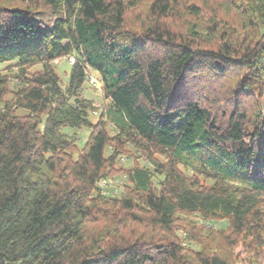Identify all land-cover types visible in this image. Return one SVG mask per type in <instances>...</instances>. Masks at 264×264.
<instances>
[{
	"label": "trees",
	"instance_id": "trees-1",
	"mask_svg": "<svg viewBox=\"0 0 264 264\" xmlns=\"http://www.w3.org/2000/svg\"><path fill=\"white\" fill-rule=\"evenodd\" d=\"M22 2L0 0V264H236L240 241L264 264V0ZM180 214L226 228L184 249Z\"/></svg>",
	"mask_w": 264,
	"mask_h": 264
},
{
	"label": "rangeland",
	"instance_id": "rangeland-1",
	"mask_svg": "<svg viewBox=\"0 0 264 264\" xmlns=\"http://www.w3.org/2000/svg\"><path fill=\"white\" fill-rule=\"evenodd\" d=\"M13 5L23 6L25 5L22 0H8ZM141 1L137 8L134 10H131V15L134 20L138 21L142 18L146 17V10L148 7V3L150 0H139ZM142 17V18H141ZM136 21L134 23H136ZM8 67V68H7ZM70 58L61 59L57 63L56 71L61 77L63 83L68 82L69 74H70ZM7 68V69H6ZM0 69L4 70L6 73H14L16 70L15 66H12L10 64H0ZM6 69V70H5ZM40 69V66H36L31 69L32 71ZM91 75L95 79L94 83L87 82L85 85L84 95L88 98H91L95 104L98 107H102L106 102L104 101L102 97L101 92V82L99 80V75L95 72H92ZM12 85L15 86V82L13 79ZM99 113H91L89 118L91 122L96 123L98 120ZM63 131L65 133H69L70 135H75L77 138V146L79 149H82L85 147V144L89 138L90 135V129L87 127H83L81 129L76 128H63ZM131 151H129L128 154H124L122 158H119L118 164L116 166V171L112 175V179H109L108 181H103L101 183V186L103 187V191L108 196H118L122 191V182L125 181V176L120 169H129L133 167L134 162L144 165L146 163L145 160L142 158H139V155L136 154V151H134L133 148H129ZM110 148H107L105 150V155L108 156L110 154ZM138 157V161L135 160V158ZM211 220H204L200 218L196 214H180L178 219H176V224L174 226V233L177 236L179 242L183 244L184 249L188 248V245L192 246L194 248H197L200 244L199 241L195 240L196 238H201L202 241H207L209 239L206 234L209 232L211 234L215 233L216 230L225 229L226 228V221H214L209 222ZM208 223H211L208 224ZM190 239H193L194 244H189ZM248 244L244 243L241 244V241L234 250V256L237 255L239 259H237L236 264H252L250 262V258L253 256V253L250 252V249L248 248ZM188 250V249H187ZM243 259V261L241 260ZM255 264V263H254Z\"/></svg>",
	"mask_w": 264,
	"mask_h": 264
},
{
	"label": "built area",
	"instance_id": "built-area-1",
	"mask_svg": "<svg viewBox=\"0 0 264 264\" xmlns=\"http://www.w3.org/2000/svg\"><path fill=\"white\" fill-rule=\"evenodd\" d=\"M70 58V63L74 62V58L73 57H69ZM95 79L94 78H90V82L94 83Z\"/></svg>",
	"mask_w": 264,
	"mask_h": 264
}]
</instances>
